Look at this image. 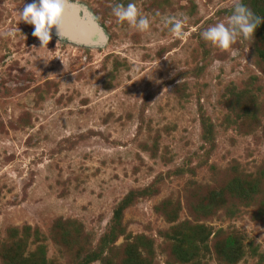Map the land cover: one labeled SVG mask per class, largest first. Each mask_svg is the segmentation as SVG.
Returning <instances> with one entry per match:
<instances>
[{
	"label": "rangeland",
	"instance_id": "1",
	"mask_svg": "<svg viewBox=\"0 0 264 264\" xmlns=\"http://www.w3.org/2000/svg\"><path fill=\"white\" fill-rule=\"evenodd\" d=\"M67 1L103 44L39 47L0 0V264H264V23L233 58L200 35L233 0Z\"/></svg>",
	"mask_w": 264,
	"mask_h": 264
},
{
	"label": "clouds",
	"instance_id": "2",
	"mask_svg": "<svg viewBox=\"0 0 264 264\" xmlns=\"http://www.w3.org/2000/svg\"><path fill=\"white\" fill-rule=\"evenodd\" d=\"M66 2L67 0H33L32 3L25 4L23 10L18 12L19 19L17 23L23 21L34 26L32 36L38 38L39 47L47 48V45L52 40L51 30L53 26L57 30L61 27ZM111 8L119 23L126 21L140 31L149 29L148 18L140 14V10L135 4L129 3L125 6L124 4L116 3L111 5ZM168 23H171V31L175 36L182 37L184 35L182 31L183 22L181 20L168 21ZM262 23H264V17L256 15L242 0H233L232 12L227 18V22L215 23L204 29L200 35L204 41L211 43L222 52H227L231 57L235 58L239 55L240 49L234 47V45L241 41H248L249 44L253 43L254 32ZM17 31L20 32L18 27L13 30H5L0 32V36H14ZM165 59L167 58L165 57ZM221 66V62L217 60L210 66V70H218ZM149 79H152V77H149ZM156 82L159 83L160 81Z\"/></svg>",
	"mask_w": 264,
	"mask_h": 264
},
{
	"label": "water",
	"instance_id": "3",
	"mask_svg": "<svg viewBox=\"0 0 264 264\" xmlns=\"http://www.w3.org/2000/svg\"><path fill=\"white\" fill-rule=\"evenodd\" d=\"M63 13L68 14L69 22L61 24L59 30L53 26L51 34L57 38L86 46H100L106 41L103 28L82 5L67 1Z\"/></svg>",
	"mask_w": 264,
	"mask_h": 264
},
{
	"label": "bare ground",
	"instance_id": "4",
	"mask_svg": "<svg viewBox=\"0 0 264 264\" xmlns=\"http://www.w3.org/2000/svg\"><path fill=\"white\" fill-rule=\"evenodd\" d=\"M68 22H69L68 14L63 13L61 24L68 23Z\"/></svg>",
	"mask_w": 264,
	"mask_h": 264
}]
</instances>
